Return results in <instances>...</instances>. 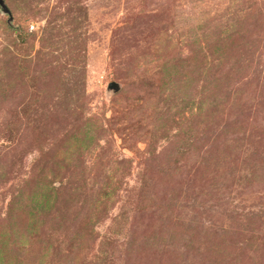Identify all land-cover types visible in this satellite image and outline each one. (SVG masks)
I'll return each instance as SVG.
<instances>
[{
    "label": "rangeland",
    "instance_id": "374dc122",
    "mask_svg": "<svg viewBox=\"0 0 264 264\" xmlns=\"http://www.w3.org/2000/svg\"><path fill=\"white\" fill-rule=\"evenodd\" d=\"M3 1L0 264H264V0Z\"/></svg>",
    "mask_w": 264,
    "mask_h": 264
},
{
    "label": "water",
    "instance_id": "95a60500",
    "mask_svg": "<svg viewBox=\"0 0 264 264\" xmlns=\"http://www.w3.org/2000/svg\"><path fill=\"white\" fill-rule=\"evenodd\" d=\"M0 8L2 9L3 12H6L9 14V10L7 9L5 3L3 0H0ZM107 88L110 89V90H116L118 88V84L114 81H110L108 84H107Z\"/></svg>",
    "mask_w": 264,
    "mask_h": 264
}]
</instances>
